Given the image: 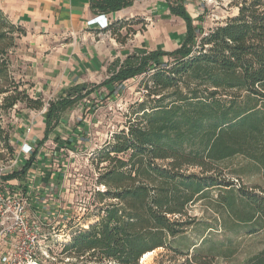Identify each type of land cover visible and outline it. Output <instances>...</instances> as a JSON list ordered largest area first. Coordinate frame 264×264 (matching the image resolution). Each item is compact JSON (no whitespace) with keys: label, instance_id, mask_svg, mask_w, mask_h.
<instances>
[{"label":"trees","instance_id":"obj_1","mask_svg":"<svg viewBox=\"0 0 264 264\" xmlns=\"http://www.w3.org/2000/svg\"><path fill=\"white\" fill-rule=\"evenodd\" d=\"M136 1L92 0L91 8L104 15ZM165 1L170 14L186 26L178 49L136 51L112 65L102 84L90 90L71 88L47 104L43 141L84 97L143 76L146 95L135 105L126 129L114 133L91 158L95 184L105 189L95 193L98 205L108 203L97 208L95 221L76 231L61 254L87 256L92 264H139L147 253L162 249L182 258L181 264H191L188 254L172 244L192 225L186 219L188 206L210 189L221 190L219 204L229 217L238 198L248 208L237 215L238 221L264 230V198L235 191L220 172L211 174L218 163L241 157L264 180V0H231L237 15L202 37L196 36L180 0ZM115 28L105 29L119 38ZM24 34L0 12V110L17 104L35 111L46 106L32 99L10 71L9 57ZM0 139L13 157L1 127ZM31 162L2 180L22 178ZM193 263L204 264L196 258ZM247 264H264V251Z\"/></svg>","mask_w":264,"mask_h":264},{"label":"rangeland","instance_id":"obj_2","mask_svg":"<svg viewBox=\"0 0 264 264\" xmlns=\"http://www.w3.org/2000/svg\"><path fill=\"white\" fill-rule=\"evenodd\" d=\"M180 1L193 23L197 37L204 36L209 30L223 24L226 19L236 16L238 12L235 6L229 5L231 0ZM181 27L182 23L173 24L170 20H163L159 28L158 51L169 52L182 44L184 33L179 29ZM171 28L175 30L172 35L169 34L167 42V31ZM13 54L9 57L10 65L15 64ZM162 62H167V58H163ZM20 63L21 60H18V65ZM111 67L112 65L108 71ZM17 70L12 67L10 69L12 74ZM109 76L108 74V78ZM142 80L143 76L130 79L121 85L100 88L84 97L63 114L57 128L59 135H51L50 141L46 143L47 148L41 147L46 150L43 155L46 162L40 167L44 170L39 179L42 189L32 191L31 196L39 198L40 192L44 193L46 196L43 202L39 201L40 208L53 215H36L33 207H29V212L35 215L43 226L41 249L37 255L39 264H92L87 256L77 259L61 252L63 246L70 243L76 231L87 229L95 221L97 208L108 203L106 201L98 205L95 193L105 189L95 184L97 172L91 164V158L114 133L126 129V124L135 111V105L143 101L146 95ZM78 86H85L90 90L92 86L98 85ZM65 93L51 100L64 97ZM43 103L46 104V109L48 102L44 100ZM44 108L42 110L45 111ZM13 110H25V105L17 104ZM13 110H0V127L5 131ZM12 149L13 157H16V149ZM27 155L29 157L26 162L30 159L37 161L34 160L36 154L32 150ZM13 157L0 139L1 178L9 171L4 168L11 166ZM190 172L198 173L199 170L191 168ZM218 172L226 182L232 184L235 191L239 189L264 198V180L260 175H256L251 167L245 165L243 158L235 157L218 163L211 174L217 175ZM25 181L22 179V183ZM220 191L210 189L204 198L188 206L186 219L192 225L183 237L172 244L176 250L188 254L186 258L191 264H194V258L204 264H247L264 251V230L259 224L254 229L251 225L238 221L237 215L248 210L245 203L237 198L234 213L229 217L219 204ZM181 260L182 258L159 249L151 252L148 257L143 256L139 264H181Z\"/></svg>","mask_w":264,"mask_h":264},{"label":"crops","instance_id":"obj_3","mask_svg":"<svg viewBox=\"0 0 264 264\" xmlns=\"http://www.w3.org/2000/svg\"><path fill=\"white\" fill-rule=\"evenodd\" d=\"M91 2L92 0H0V12L25 33L18 40L12 68L18 69L14 76L25 84L32 99L49 102L53 101L51 98L62 96L72 87L82 84L99 85L108 78V68L111 65H120L136 50L157 52L159 28L163 20H170L173 24L182 23L183 27L179 29L185 37L184 21L170 14L165 0H140L129 8L104 15L95 13ZM99 16H103L102 23L98 21ZM111 24L118 28L114 31L120 35L119 38L113 35L112 30L105 29ZM174 30L175 28H171L167 31V42L169 34L172 35ZM18 60H21L20 65ZM45 111L13 110L6 128L9 143L16 149V157L12 159L15 162L12 172H20L27 164L29 155L22 152L23 146L31 148L38 157L34 156L37 161L31 162L22 178L4 182L28 198L35 214L40 216L53 215L40 208L39 201L43 202L46 196L44 193L40 192L39 198L34 197L35 199L31 196L32 191L42 189L39 179L44 170L40 167L46 162V157L43 156L46 150L41 147L47 148L50 136L57 135L59 130L58 127L54 129L47 140L43 141L46 129ZM9 171L5 176L12 174L11 169ZM22 179L26 181L22 183Z\"/></svg>","mask_w":264,"mask_h":264},{"label":"built area","instance_id":"obj_4","mask_svg":"<svg viewBox=\"0 0 264 264\" xmlns=\"http://www.w3.org/2000/svg\"><path fill=\"white\" fill-rule=\"evenodd\" d=\"M101 17L98 21L102 23ZM21 150L28 154L31 148L23 146ZM14 165L11 161V166L4 170H10ZM29 207L28 198L0 177V264H39L37 255L41 249L43 226L29 212Z\"/></svg>","mask_w":264,"mask_h":264},{"label":"bare ground","instance_id":"obj_5","mask_svg":"<svg viewBox=\"0 0 264 264\" xmlns=\"http://www.w3.org/2000/svg\"><path fill=\"white\" fill-rule=\"evenodd\" d=\"M150 255V253H147L146 255H144V257H148Z\"/></svg>","mask_w":264,"mask_h":264}]
</instances>
